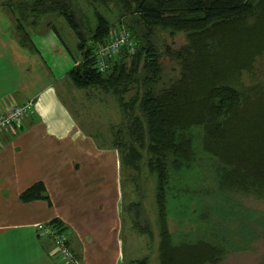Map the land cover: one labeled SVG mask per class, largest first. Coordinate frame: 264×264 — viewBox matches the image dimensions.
<instances>
[{
    "label": "trees",
    "instance_id": "trees-1",
    "mask_svg": "<svg viewBox=\"0 0 264 264\" xmlns=\"http://www.w3.org/2000/svg\"><path fill=\"white\" fill-rule=\"evenodd\" d=\"M110 3L117 12L113 24L107 16L113 11ZM0 6L11 14L22 46L35 48L30 27L40 33L52 30L75 62L67 74L71 85L99 90L118 103L122 117L117 131L118 125L110 126L109 146L119 152L120 169L125 165L140 172L143 165L155 177L159 264L220 261L218 237L174 242L168 198L175 189L186 192L176 184L206 166L217 194L264 200V85L243 80L254 76L257 59L264 55V0H7ZM59 18L76 36L79 57L61 38L55 25ZM154 29L184 34L185 42L161 53ZM120 32L129 34L132 51L120 47L100 70L99 49ZM164 56L178 72L166 83ZM20 199L48 200V195L38 182ZM49 224L65 231L57 219ZM141 232L153 241L152 230ZM147 262L144 257L135 264Z\"/></svg>",
    "mask_w": 264,
    "mask_h": 264
},
{
    "label": "crops",
    "instance_id": "crops-1",
    "mask_svg": "<svg viewBox=\"0 0 264 264\" xmlns=\"http://www.w3.org/2000/svg\"><path fill=\"white\" fill-rule=\"evenodd\" d=\"M29 30L32 50L19 43L0 6V114L33 101L19 125L0 133V264H68L50 254V239L38 231L54 219L78 264H135L136 249L125 256V234L136 235L123 212L119 152L103 145L104 133L88 131L86 114L76 119L85 113L76 104L95 106L100 98L71 85L75 62L52 30ZM38 182L48 200L22 201Z\"/></svg>",
    "mask_w": 264,
    "mask_h": 264
},
{
    "label": "rangeland",
    "instance_id": "rangeland-1",
    "mask_svg": "<svg viewBox=\"0 0 264 264\" xmlns=\"http://www.w3.org/2000/svg\"><path fill=\"white\" fill-rule=\"evenodd\" d=\"M110 8L113 11L107 16L113 24L116 22L117 12L111 3ZM88 17L93 23V16L89 12ZM55 25L72 55L79 57L75 48L78 41L70 27L62 18L55 20ZM153 39L159 51L164 53L167 46L178 48L183 44L185 35L170 36L167 31L154 29ZM161 63L164 66L162 82L166 83L170 78H175L178 72L170 68L172 63L167 57L164 56ZM243 80L248 84L260 82L264 85V55L257 59L254 76L244 75ZM89 90L78 91L82 93ZM132 94L133 91L127 94L125 100L130 101ZM85 97L90 100L100 98V101L96 102L95 106H91V102L85 107L76 104V112H79V108H83L85 112H81L80 117L78 115L76 119L81 121L82 115L86 114L88 116L85 120L86 128L89 132L94 133L97 130L104 133V137L108 135L110 137V126L118 125L113 131H117L120 126L122 110L118 103L111 95L97 90H90ZM101 102L103 103L99 107ZM107 138L103 139L105 147L113 141L112 138ZM96 140L100 142L102 139ZM110 146L114 149L113 145ZM211 177L212 172L203 166L182 178L180 185L176 184V188L184 187L186 192L178 193L175 189L169 193L168 227L173 233L174 242L179 244L185 239L189 241L205 239L214 242L218 237L217 245L223 250V256L215 264H261L264 259V200L238 193L221 191L217 194L218 189ZM121 180L123 212L130 217V228L136 235L125 234V256L128 257L126 248L131 246L133 253L136 249V258L141 260L147 256L149 264H158L155 177L143 165L140 172L123 165ZM144 227L152 230L153 241L146 233L142 234L141 229Z\"/></svg>",
    "mask_w": 264,
    "mask_h": 264
},
{
    "label": "built area",
    "instance_id": "built-area-1",
    "mask_svg": "<svg viewBox=\"0 0 264 264\" xmlns=\"http://www.w3.org/2000/svg\"><path fill=\"white\" fill-rule=\"evenodd\" d=\"M122 46H127L129 52L133 49L132 40L127 32L118 33L107 45L99 49L97 65L100 70L107 67L105 58L116 54ZM32 107L33 101L28 100L6 109L0 114V133L19 125L22 118L31 111ZM38 231L42 236L50 239L52 243L50 254L52 256L68 264H78V258L69 245L66 233L60 232L51 224L40 225Z\"/></svg>",
    "mask_w": 264,
    "mask_h": 264
},
{
    "label": "flooded vegetation",
    "instance_id": "flooded-vegetation-1",
    "mask_svg": "<svg viewBox=\"0 0 264 264\" xmlns=\"http://www.w3.org/2000/svg\"><path fill=\"white\" fill-rule=\"evenodd\" d=\"M261 264H264V259H263V261L261 262Z\"/></svg>",
    "mask_w": 264,
    "mask_h": 264
}]
</instances>
